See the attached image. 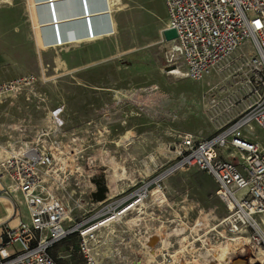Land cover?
Here are the masks:
<instances>
[{
  "label": "rangeland",
  "instance_id": "1",
  "mask_svg": "<svg viewBox=\"0 0 264 264\" xmlns=\"http://www.w3.org/2000/svg\"><path fill=\"white\" fill-rule=\"evenodd\" d=\"M52 1L0 4V165L33 143L51 149L46 188L74 224L91 220L101 203L122 204L95 233L100 264H216L219 246L239 247L223 233L230 208L210 175L179 164L180 136L208 138L244 111L253 69L231 64L200 81L168 72L163 0H89V16L79 0ZM241 51L252 56L247 44ZM245 133L264 141L256 125ZM3 182L14 226L26 210ZM6 208L0 203L1 220ZM79 241L75 234L58 244L56 263L83 264Z\"/></svg>",
  "mask_w": 264,
  "mask_h": 264
},
{
  "label": "built area",
  "instance_id": "2",
  "mask_svg": "<svg viewBox=\"0 0 264 264\" xmlns=\"http://www.w3.org/2000/svg\"><path fill=\"white\" fill-rule=\"evenodd\" d=\"M163 3L165 29H173L177 35L165 41L168 72L200 81L231 64L248 63L253 69L252 103L208 138L181 135L179 164L212 177L218 196L231 205L223 220V233L236 242L240 254L253 256L254 251H261L264 264V141L252 140L245 133L251 134L256 125L264 135V0ZM245 44L252 52L249 59L241 51ZM50 150L33 143L0 165V194L7 190L3 182L6 178L26 210L16 225H0V264H57L51 251L75 234L80 239L77 251L83 264H100L91 246L95 233L122 204L111 208V203H101L91 220L74 224L70 211L50 198L46 188L55 159ZM247 261L251 263L252 259L248 257Z\"/></svg>",
  "mask_w": 264,
  "mask_h": 264
},
{
  "label": "bare ground",
  "instance_id": "3",
  "mask_svg": "<svg viewBox=\"0 0 264 264\" xmlns=\"http://www.w3.org/2000/svg\"><path fill=\"white\" fill-rule=\"evenodd\" d=\"M51 2H53L52 0H50ZM80 1V4H81V0H79ZM67 4V3H66ZM53 7H54V9L56 10V12H57V15H56V22H58V16H59V14H58V12H59V10H58V6L57 5H54L53 3L51 4ZM82 9H83V7H82ZM84 10V9H83ZM85 11V10H84ZM90 9H88V15L87 16H89L90 15ZM53 19V18H52ZM54 21V20H53ZM55 22V21H54ZM55 22V23H56ZM89 22H90V20H89ZM56 26H58V25H56ZM93 27V23H90V27ZM59 27V26H58ZM91 33H92V31H91ZM7 202V204H8V210H7V208H6V210H7V212H8V218H7V220H5V218L4 219H2V220H0V225L2 224V223H5V222H9V224H10V222H11V220L14 218V216H15V211H14V205H13V203L6 197V196H0V203H2V202ZM4 204V203H3ZM5 205V204H4ZM229 208H231V205H229ZM109 222V221H108ZM107 222V223H108ZM17 224V223H16ZM15 224V225H16ZM106 224V223H105ZM105 224H103V225H105ZM102 225V226H103ZM230 248V247H229ZM215 250V249H214ZM238 250V248H235L234 250H229L228 249V247L225 245V246H219L216 250H215V254H214V260H216L217 261V263L216 264H228L229 263V260L232 258V257H234V256H237V255H239L240 253L237 251ZM262 260H263V255H262V252L261 251H259L258 253H255V255H254V258H252V261H251V264H261V262H262ZM231 261V260H230ZM207 262V261H206ZM180 264H184V263H180ZM245 264V263H244Z\"/></svg>",
  "mask_w": 264,
  "mask_h": 264
},
{
  "label": "water",
  "instance_id": "4",
  "mask_svg": "<svg viewBox=\"0 0 264 264\" xmlns=\"http://www.w3.org/2000/svg\"><path fill=\"white\" fill-rule=\"evenodd\" d=\"M81 6L85 10V15H88V8L89 7H88L87 0H81ZM50 7H51V9H50L51 17L56 22V15H57L56 10L54 9V7L52 5H50ZM87 26H88V28H90L89 20H87ZM54 29H55L54 30L55 33L59 36L61 33L60 27L55 26ZM162 36H163L164 41H166V42H170V41L176 39V37H177L176 32L173 29H164L162 31ZM245 264H250V263H245Z\"/></svg>",
  "mask_w": 264,
  "mask_h": 264
},
{
  "label": "crops",
  "instance_id": "5",
  "mask_svg": "<svg viewBox=\"0 0 264 264\" xmlns=\"http://www.w3.org/2000/svg\"><path fill=\"white\" fill-rule=\"evenodd\" d=\"M11 1V0H10ZM59 1H61V0H59ZM87 2H88V9H90L91 8V3L89 2V0H87ZM5 4V5H8L7 3H4L3 2V0H0V4ZM29 3V2H28ZM9 4H10V2H9ZM93 4V3H92ZM103 4H104V2H103ZM61 6H62V2H61ZM74 6H76V5H74ZM77 8H76V10L77 9H79V6H76ZM29 10H30V6H29ZM57 13V12H56ZM110 26H108V25H105V27L104 28H106V29H108ZM62 28H60V30H61ZM67 29H70V27H67ZM103 29V28H102ZM165 29V28H164ZM45 42L48 44L49 42H52L51 41V39L50 38H47L46 40H45ZM89 44V43H88ZM45 47H47L48 49H52V48H50V47H48V45H45ZM6 218V217H5ZM4 219V218H3ZM1 220V219H0Z\"/></svg>",
  "mask_w": 264,
  "mask_h": 264
},
{
  "label": "trees",
  "instance_id": "6",
  "mask_svg": "<svg viewBox=\"0 0 264 264\" xmlns=\"http://www.w3.org/2000/svg\"><path fill=\"white\" fill-rule=\"evenodd\" d=\"M52 256V255H51ZM55 260V259H54Z\"/></svg>",
  "mask_w": 264,
  "mask_h": 264
}]
</instances>
